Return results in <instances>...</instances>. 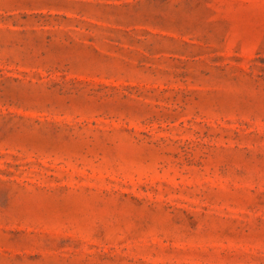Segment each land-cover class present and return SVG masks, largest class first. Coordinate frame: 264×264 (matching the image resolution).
Returning a JSON list of instances; mask_svg holds the SVG:
<instances>
[{
  "label": "rangeland",
  "instance_id": "1",
  "mask_svg": "<svg viewBox=\"0 0 264 264\" xmlns=\"http://www.w3.org/2000/svg\"><path fill=\"white\" fill-rule=\"evenodd\" d=\"M0 264H264V0H0Z\"/></svg>",
  "mask_w": 264,
  "mask_h": 264
}]
</instances>
